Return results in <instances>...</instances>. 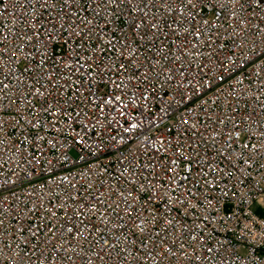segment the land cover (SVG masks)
<instances>
[{
	"label": "built area",
	"instance_id": "1",
	"mask_svg": "<svg viewBox=\"0 0 264 264\" xmlns=\"http://www.w3.org/2000/svg\"><path fill=\"white\" fill-rule=\"evenodd\" d=\"M264 3L0 0V264H264Z\"/></svg>",
	"mask_w": 264,
	"mask_h": 264
},
{
	"label": "snow or ice",
	"instance_id": "2",
	"mask_svg": "<svg viewBox=\"0 0 264 264\" xmlns=\"http://www.w3.org/2000/svg\"><path fill=\"white\" fill-rule=\"evenodd\" d=\"M261 3H264V0H257V4H261Z\"/></svg>",
	"mask_w": 264,
	"mask_h": 264
},
{
	"label": "trees",
	"instance_id": "3",
	"mask_svg": "<svg viewBox=\"0 0 264 264\" xmlns=\"http://www.w3.org/2000/svg\"><path fill=\"white\" fill-rule=\"evenodd\" d=\"M260 213L263 214V216H264V212L263 211L260 210Z\"/></svg>",
	"mask_w": 264,
	"mask_h": 264
}]
</instances>
